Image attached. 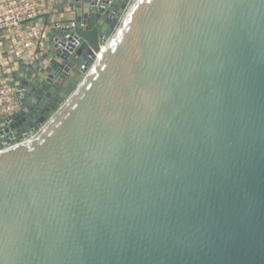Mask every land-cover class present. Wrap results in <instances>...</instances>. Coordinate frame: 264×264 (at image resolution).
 Returning <instances> with one entry per match:
<instances>
[{"label":"water","instance_id":"obj_1","mask_svg":"<svg viewBox=\"0 0 264 264\" xmlns=\"http://www.w3.org/2000/svg\"><path fill=\"white\" fill-rule=\"evenodd\" d=\"M64 2L13 71L0 264H264V0Z\"/></svg>","mask_w":264,"mask_h":264},{"label":"built area","instance_id":"obj_2","mask_svg":"<svg viewBox=\"0 0 264 264\" xmlns=\"http://www.w3.org/2000/svg\"><path fill=\"white\" fill-rule=\"evenodd\" d=\"M66 10L69 5L64 0H0V43L5 42L0 47V131L9 126L8 119L20 110L16 75L13 74L18 60L33 62L34 51L49 39L56 23L65 17ZM46 15H49L48 20ZM45 124L21 143L36 138ZM11 146L5 144L0 152Z\"/></svg>","mask_w":264,"mask_h":264},{"label":"bare ground","instance_id":"obj_3","mask_svg":"<svg viewBox=\"0 0 264 264\" xmlns=\"http://www.w3.org/2000/svg\"><path fill=\"white\" fill-rule=\"evenodd\" d=\"M142 0H136V3H135V5H134V9L133 10H135L136 8H137V6L140 4V2H141ZM125 27V26H124ZM31 141V140H30ZM24 143H27V142H24ZM23 143V144H24ZM5 144H8V143H5ZM13 147H15V145H13V146H11V147H9V148H6V149H4V150H2L1 152H0V158L2 157V154L3 153H5V151H9L11 148H13Z\"/></svg>","mask_w":264,"mask_h":264},{"label":"crops","instance_id":"obj_4","mask_svg":"<svg viewBox=\"0 0 264 264\" xmlns=\"http://www.w3.org/2000/svg\"><path fill=\"white\" fill-rule=\"evenodd\" d=\"M5 42L3 41L2 43H0L1 45H0V47L2 46V44H4Z\"/></svg>","mask_w":264,"mask_h":264},{"label":"rangeland","instance_id":"obj_5","mask_svg":"<svg viewBox=\"0 0 264 264\" xmlns=\"http://www.w3.org/2000/svg\"><path fill=\"white\" fill-rule=\"evenodd\" d=\"M13 60V59H10V61ZM9 61V59H7V62Z\"/></svg>","mask_w":264,"mask_h":264}]
</instances>
